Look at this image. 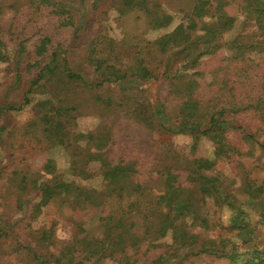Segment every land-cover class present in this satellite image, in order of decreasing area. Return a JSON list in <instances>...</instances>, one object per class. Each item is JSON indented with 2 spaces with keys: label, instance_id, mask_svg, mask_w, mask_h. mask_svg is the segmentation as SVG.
Wrapping results in <instances>:
<instances>
[{
  "label": "trees",
  "instance_id": "16d2710c",
  "mask_svg": "<svg viewBox=\"0 0 264 264\" xmlns=\"http://www.w3.org/2000/svg\"><path fill=\"white\" fill-rule=\"evenodd\" d=\"M101 1L0 0V16L12 15L8 34L0 35V62L7 63L14 84L31 73L23 103H32L34 112L13 131L10 164L0 161V247L25 252L34 264H100L106 259L197 264L190 259L202 256L227 264H264V185L245 171L236 187L219 170L222 161L235 164L254 155L257 144L264 152L258 139L264 127V70L254 73L246 62L251 52L264 53V0H198L186 19L153 42L162 60L178 61L176 66L164 62V68L144 57L132 67L114 54L119 48L115 40L100 35L87 48L86 61L76 62V43ZM125 6L143 11L151 28L173 20L169 12L156 14L155 4L147 0H125ZM45 13L57 19L53 28L36 24ZM202 15L214 17L215 24L205 23ZM239 15L255 24L256 39L234 37L226 44L235 55L210 67L201 63L203 56L216 53ZM202 29L206 32L199 35ZM160 77L165 88L154 101L143 85ZM214 86L213 99L195 97ZM87 102L104 117L132 120L149 137L119 136L112 126L83 132L76 119ZM21 106L1 103L0 119ZM242 110H250L253 119H244L240 128L236 118ZM4 129L1 125L0 141ZM239 129L244 146L230 136L229 131ZM153 133L159 139L151 138ZM178 133L194 141L172 142L170 136ZM204 138L214 146L212 157ZM59 144L70 150L72 174L82 180L99 177L100 187L64 178L47 157L49 147ZM41 156L45 159L39 164ZM224 208L231 211L230 225L218 227L213 215ZM46 210L73 226L69 238L55 239L54 222L33 227ZM95 213L101 230L96 236L86 228ZM168 235L171 242L164 241Z\"/></svg>",
  "mask_w": 264,
  "mask_h": 264
},
{
  "label": "rangeland",
  "instance_id": "374dc122",
  "mask_svg": "<svg viewBox=\"0 0 264 264\" xmlns=\"http://www.w3.org/2000/svg\"><path fill=\"white\" fill-rule=\"evenodd\" d=\"M150 3V6L154 3L157 12L156 14L169 12L173 15V20L168 26L151 28L149 27L150 19L143 11L131 10V6H125V0H102L98 8L94 11L91 17V23L87 27V30L80 34V39L76 43L75 56L76 62H85L87 48L91 44L98 43L96 40L97 36H105L108 40L113 39L116 42V45L119 46L115 55L118 56L119 60L123 62H128L132 67L138 65L136 63L137 58H145L147 61L154 60V64L157 66L163 67L164 62L171 66L178 65L175 57L173 61L168 62L165 58L162 60V56L158 53L157 48L154 46V41L157 40L160 36L172 31L179 23L187 18L188 14L192 12L194 5L198 0H147ZM213 4L215 2L213 1ZM238 21L235 23L234 27L229 31L223 33L222 39L218 41L220 45L217 48L216 53L205 55L201 58V63L204 65L214 66L217 60L222 58H231L235 55V51L230 48L226 42L231 41L234 37H237L241 34H244L242 40H255L257 37V29L253 22L246 21L244 17L238 16ZM201 20L205 23L215 24V18L210 15H202ZM47 23L49 28H53L57 24V19L45 13L44 16L41 15L38 17L36 24L40 25L42 23ZM12 15L9 12L3 13L0 16V35L5 36L8 34V30L11 27ZM34 23L29 27V32L34 30ZM59 33L62 29L57 30ZM206 30L198 31L199 35H202ZM58 41L61 40L60 35L58 36ZM69 42L67 41V44ZM224 43V44H223ZM13 47V43H10L9 48ZM102 48V47H100ZM109 52H107V55ZM161 58V59H160ZM162 60V61H160ZM249 61V64L254 70V73L257 71L264 70V53L253 51L247 55L246 62ZM200 63V64H201ZM7 67L6 62H0V104L7 102V104L14 106L15 108L21 106L16 110H9L5 112L0 119V126L5 127L1 141H0V161L4 164H10L9 154L12 152L14 144V130L19 126H24L29 120L33 118V105L24 104V92L28 88L27 79L31 77V73H27L22 78L21 84H14L12 81L11 74L5 70ZM162 69L160 70V72ZM158 72V71H157ZM162 77V76H161ZM158 80H149L145 82L143 87L146 88V92L149 97L155 101L156 95L158 92L163 91L165 84L163 83L162 78ZM15 80V79H14ZM8 86L13 87L8 91ZM113 88V86H112ZM116 90L118 87H115ZM102 88H98V91H101ZM217 87H211L205 91L196 93L195 97L202 101L207 102L215 97L217 94ZM38 96V95H37ZM34 102V101H33ZM87 106V107H86ZM86 107V108H85ZM83 114L78 116L76 122L79 128L83 132L93 131L98 127H113V131L116 130L119 136H123L125 133H133L140 137L148 138L145 132H142V127L136 125L132 120L122 119L118 121L115 114H110L107 117L102 116V111L98 108H94L92 105L85 103L83 106ZM241 115L236 118L238 127H243L246 120L253 119L252 112L250 110H242ZM252 125L260 126L258 123L251 121ZM243 125V126H242ZM261 127V126H260ZM131 131V132H130ZM256 132V130L254 129ZM231 132L232 138L241 142L240 133L242 129ZM259 135V142L264 144V127ZM153 139H159V134L153 133L150 136ZM172 142L176 144H191L194 141L192 135L186 133H178L170 136ZM83 143V142H82ZM204 148L207 150L209 155L212 157L214 155V146L208 139L204 138L203 140ZM243 144V143H242ZM245 144H243L244 146ZM254 155H251L247 158L241 159L238 163L228 164L225 161L220 163L219 170L227 176L228 178L235 180L234 185L239 187L243 179V172L247 171L248 176L251 179H256L258 183L264 185V152L257 144L255 146ZM47 157L54 159L55 164L68 181L76 180L82 181L88 185H92L96 188L100 187L101 179L99 177L82 180L76 175L72 174L70 170L71 164V155L69 148L67 149L63 145H54L49 147L47 152ZM45 159V156H41L39 164H41ZM214 207L210 205V211L212 212ZM214 220L217 222L218 227L220 225H230L231 211L230 209L224 208L222 211H215L213 215ZM56 223L54 229V237L57 240L63 241L69 238L73 231V226L68 223L67 220L62 218H56L55 213L50 210L43 211L38 219L33 222L34 228H39L41 226H49L50 223ZM86 228L91 235H100L101 230L99 227V214L95 213L92 219L86 224ZM195 230L198 229V226L192 227ZM171 235H168L164 238V241L171 242ZM190 262H196L197 264H227L226 261L215 258L212 256H202L201 258H192ZM90 262H86L89 264ZM137 261L135 264H138ZM0 264H34L31 262L29 257L26 256L25 252L13 253L10 250H6L0 247ZM100 264H117L114 259H106Z\"/></svg>",
  "mask_w": 264,
  "mask_h": 264
}]
</instances>
